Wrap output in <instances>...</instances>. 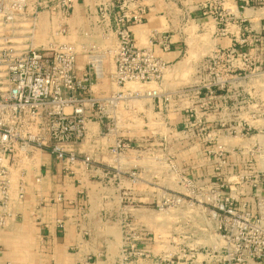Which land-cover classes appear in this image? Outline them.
Here are the masks:
<instances>
[{
  "label": "crops",
  "instance_id": "crops-1",
  "mask_svg": "<svg viewBox=\"0 0 264 264\" xmlns=\"http://www.w3.org/2000/svg\"><path fill=\"white\" fill-rule=\"evenodd\" d=\"M57 1L49 0L51 3ZM108 1L72 0L70 15L64 20L49 10H41L37 16L33 40L35 46H46L50 42L73 44L77 50L76 71L81 75L87 57L83 46H103L114 40L112 31L98 23V8ZM222 1L225 9L227 0ZM228 1L233 2L238 15L235 10L226 11L228 17L225 22L216 21L212 15H208V11L202 12L206 15L205 27L211 45L205 58L191 63L193 69L188 86L174 85L177 78L175 74L169 77V80H173L171 83L167 81L169 68H179L185 56L186 42L182 38L184 28L181 23L185 17L186 24L197 22L195 16L198 12L193 13V9L207 8L212 0H135L128 6L129 12L142 11L144 15L141 24L131 27L136 45L149 46L150 41L161 34H168L171 39V49L167 52H161L158 46H154L156 53L162 55L169 66L162 81L152 88L174 92L207 83L211 75L204 64L216 53L223 54V62H219L222 66L221 75L230 79L229 85L222 89L214 87L216 97L212 98L210 106L202 107L198 98L191 101L197 116L204 122L205 133L212 138L210 143L197 139L184 158L185 151L175 146L177 153L173 156L174 160L170 161L174 169L134 170L138 177L136 182H132L127 174L132 170H123L119 165L115 168L107 166L111 162L108 149L112 139L101 137V126L94 121L87 123L85 142L76 147L77 152L89 154L95 159V166L89 170L79 165L64 169L49 152L34 150L29 165L23 170H11L13 184L23 180L25 195L21 201L10 204L11 215L0 230V264H84L87 260L91 264H118L127 227L135 236L137 247L155 257L166 245L162 241V244L157 242L156 237L149 234L150 208H154L167 190H177L179 184L176 172L179 174L186 170L193 178L210 176L216 170L218 159L207 155L205 150L217 148L218 145L226 150L224 154L227 163L222 170L242 171L250 154L235 141L245 137L240 134L243 128L248 126L255 129L261 125L260 71L264 68V54L259 50L264 47V4L252 7L246 6L245 0ZM193 2L197 6H189L190 14L185 16L179 4L191 5ZM231 14L236 17L233 22L229 17ZM110 22L113 29V15ZM60 24L66 28L64 34L57 33ZM232 48L234 54L226 56ZM243 54L249 57L255 68L249 75L244 71ZM109 72L110 69L93 83L94 94L115 89L110 83ZM105 80H108L109 86H105ZM183 103L181 100L174 101L167 111L160 112L155 108L153 100L144 99L136 106L137 109L120 111L123 117L120 122L125 121L131 128L129 133H122L132 146L125 157L130 159L135 156L140 151L137 148H146L140 146L152 136L156 137V133L148 127L150 123H155L153 126L160 128L163 134L166 121L172 125L173 130H181ZM139 121L146 128L136 130L134 123ZM173 161L175 163H171ZM252 171L264 175L262 170ZM258 193L264 194V180ZM240 199L252 204L250 190ZM58 221H62V226H59ZM155 244L163 246L162 250L154 249ZM131 264H152V260L138 258ZM259 264H264V260Z\"/></svg>",
  "mask_w": 264,
  "mask_h": 264
},
{
  "label": "built area",
  "instance_id": "built-area-1",
  "mask_svg": "<svg viewBox=\"0 0 264 264\" xmlns=\"http://www.w3.org/2000/svg\"><path fill=\"white\" fill-rule=\"evenodd\" d=\"M133 1L109 0L98 8V23L112 31L114 40L103 46H83L87 57L84 70L78 75L77 50L73 44L50 42L37 47L33 42L38 13L46 9L64 20L70 15L72 0H58L56 3L49 0H0V230L11 215L10 204L21 201L25 195L23 180L13 184L11 170H23L29 165L34 150L49 152L64 169L79 165L89 170L95 166L92 156L76 151V147L85 142L89 121L101 126V137L112 139L108 149L111 162L107 166L115 168L119 165L123 170L125 166L120 159L127 156L132 146L122 134L129 133L131 128L125 121L120 122L123 119L120 111L135 110L137 103L141 104L144 99L153 100L160 112L167 111L174 101L185 102L181 130H173L168 121L163 125L164 131L166 127L174 139L200 135L199 132L204 130V122L197 116L191 101L198 98L202 107L210 106L212 98L216 97L214 87L222 89L229 85L230 79L221 75L219 62H223V54L216 53L204 64L211 79L196 88L185 87L169 92L148 87L160 83L169 66L162 55L156 53L154 46L167 52L171 49V39L168 34H161L150 41L149 46L136 45L131 27L141 24L144 15L142 11H128ZM245 4L256 7L264 4V0H245ZM65 32L66 28L60 24L57 33ZM234 52L232 48L226 56H232ZM243 60L244 71L253 73V62L246 54H243ZM107 65H110V83L115 89L94 94L92 85L108 72ZM127 83L140 84L141 88L126 87ZM165 133L162 132V136ZM211 139L209 134L200 138L207 144ZM216 147L205 150L207 155L218 159L213 174L202 178L189 175V179L184 178V183L207 187V207L217 221L219 241L206 246L182 247L180 239L176 241L177 237L166 241L165 237L159 236L163 243L173 241L174 245H169L170 248L167 244L153 257L147 250L137 247L136 238L127 227L118 264H131L138 258L151 259L152 264H259L264 260V194L258 193L264 178L252 170H222L227 163L226 150L221 145ZM129 170L132 171L127 172L128 176L136 182V171ZM176 175L181 187L182 172H176ZM249 190L252 204L240 199ZM170 192L172 195L166 197L164 194L154 208L165 211L167 205L179 203L180 192ZM58 224L62 226V221ZM149 234L154 237L151 232ZM84 264L91 262L87 260Z\"/></svg>",
  "mask_w": 264,
  "mask_h": 264
},
{
  "label": "rangeland",
  "instance_id": "rangeland-1",
  "mask_svg": "<svg viewBox=\"0 0 264 264\" xmlns=\"http://www.w3.org/2000/svg\"><path fill=\"white\" fill-rule=\"evenodd\" d=\"M222 3V0H212L211 4L208 5L209 7L207 8L202 7L199 9H193V13L198 12V14H196L195 16L197 22L186 24L187 17L182 20L181 24L183 25L184 31L181 32V34L183 40L186 42L185 56H183V63L179 68H169L167 81L171 83L173 80H169V77L175 74L177 78L176 80H174V85H189V76L193 69L191 63L194 61L197 62L200 58H205V56L209 52L211 45L209 32H207L205 27V23L207 21L204 17L206 15H203L202 12L208 11V15H212V17L216 21L225 22V18L228 17L226 11L229 10L233 12L235 8L233 7L232 1H226V3L224 4L225 9H223ZM189 6L197 5L194 2L191 5H189V3L179 4V8L182 10V12H184L185 16H188V14H190L188 8ZM235 13L236 15H238L236 10ZM233 16L234 15L232 14L229 15V17L232 19V22L236 19V17L234 18ZM144 44H146L145 41ZM259 51L264 54V47L260 48ZM109 66L110 65H107L106 67L107 71L110 69ZM261 71V125L257 126L255 129L253 127L249 128L248 126L243 128L240 134H245V137H240V139L237 138L235 143L239 144L240 146H244V150L247 151L248 154H250V156L248 155L249 157L245 160V165L243 166L242 170H262V172H264V68H262ZM247 74L249 75V72H247ZM104 82L105 86H109L108 80H105ZM153 85L155 84L152 83L148 85V87H153ZM126 87L141 88L140 84L137 83H127ZM138 104L139 103H137V105ZM154 124L150 123L148 127L156 133V137L154 138V136H152L150 140H148V142H145L143 145L140 144V147H146L137 148L140 150L141 154L136 153L135 156H130V159L126 158L125 156L120 159L121 164L125 166V170H161L163 168H165V170H172L173 166H171L170 161L174 160L173 156L177 153L174 147L176 146L178 150L183 149V151H185L183 152L184 158L189 149L194 145L195 142H197L196 140L198 139V137L200 139L206 134V130L204 128V130L199 132L201 133L200 135L198 134L193 137L188 135L186 137L174 139V136L169 133L166 127L165 136H162V130L156 127V125L153 126ZM134 125L136 130H138L139 128L144 129L145 127L142 121H139V123L136 124L134 123ZM231 131L234 130L231 129ZM157 132H159L161 136ZM232 135H235V133L232 132ZM242 138L244 141L242 140ZM158 142L160 148H158ZM154 148L156 149L154 150ZM171 163H175V161ZM187 172L188 171L186 170L182 171L183 184L181 187H177V191L180 192L181 197L179 203H177L176 205H167L165 207V211L157 210V208L153 207L150 208L152 210L149 223L150 232L152 235H154V237H156L157 242H160L161 244L162 242L159 236L165 237L166 241L173 240V237H177L176 241L179 238L182 247L193 246L195 244L200 246L214 244L219 241V237L217 235V221L211 216L209 211L210 209L207 207L208 198H206V193L208 192V189L207 187H204L205 185L202 184H198L195 186H193L192 184H185L184 178L190 177ZM261 178H264V175H262ZM164 194H166L167 197L169 194L172 195V192L167 190ZM169 245H174L173 241L168 244V247H170ZM162 248L163 246L161 247L159 246V244L154 245V249L156 250H162Z\"/></svg>",
  "mask_w": 264,
  "mask_h": 264
}]
</instances>
